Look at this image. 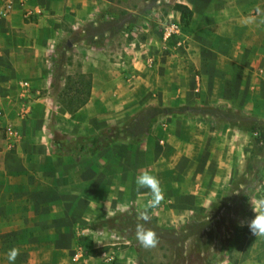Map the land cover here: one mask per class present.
Masks as SVG:
<instances>
[{
	"label": "crops",
	"instance_id": "obj_1",
	"mask_svg": "<svg viewBox=\"0 0 264 264\" xmlns=\"http://www.w3.org/2000/svg\"><path fill=\"white\" fill-rule=\"evenodd\" d=\"M176 3L192 19L166 47L154 22L180 20ZM28 6L31 17L21 8L0 16V264L14 247L15 264H140L137 243L106 220L148 212L163 231L186 230L219 218L226 195L247 191L233 182L249 174L243 120L264 122V0ZM77 73L90 75L91 96L69 112L56 82L64 77V91ZM143 109L153 114L137 142L104 137L135 124ZM143 173L159 180L164 198L155 208L150 190L135 184ZM239 212L247 227L255 213ZM221 238L208 264H264V236L238 228L226 246Z\"/></svg>",
	"mask_w": 264,
	"mask_h": 264
},
{
	"label": "rangeland",
	"instance_id": "obj_2",
	"mask_svg": "<svg viewBox=\"0 0 264 264\" xmlns=\"http://www.w3.org/2000/svg\"><path fill=\"white\" fill-rule=\"evenodd\" d=\"M164 19H174L171 15H166L165 17H161ZM157 26H159L158 22H154ZM63 59V60H68ZM74 69V67L70 68ZM60 76H66V68L64 66H60L57 70ZM56 82V90L54 95L57 97L58 94H61L63 89V84ZM61 98V97H60ZM160 113L165 112L164 108H159ZM153 114L150 111V115ZM236 113L232 112V117H235ZM255 119V117H254ZM253 118L248 117L243 122L246 124L247 128L253 123L257 124V130L249 131L250 133V156L248 162V176L238 177L233 182V189L240 187V181L243 182V189H247V191L237 193H231L230 195H226L224 200H220L216 203V208H218L219 212L221 211V215L219 218L210 217L204 219L198 223H191L186 226V230H168L163 231L162 228L156 226L154 217L145 212V214L149 217V219L145 222L141 218L142 213H138L133 211L132 213L121 214V216L117 217V220L113 223L109 220L107 225L111 227H115L118 229L123 236L130 235L131 239H133L132 243H137L139 247V262L140 264H202V262H206L207 264L210 262V259L213 257L216 258V254L210 251V247L216 243L218 238L221 236L222 245L226 246L233 232L239 228V223H241V213L240 210L243 211V214L246 212L255 213L253 211L252 205L256 210H259V203L262 201L259 196H264V168L262 170L258 169V160L261 158L262 154L258 151L257 147L254 146V139L260 137V133H262L263 122H254ZM151 117L149 116L147 124L144 126L143 131L147 130L150 126ZM235 121V120H234ZM261 123V125H260ZM123 132L126 135V140L129 138H137L138 133L134 129V124L131 122L124 123L122 125ZM142 130V129H140ZM142 133V131H141ZM132 137V138H131ZM128 138V139H127ZM262 188V190H261ZM257 189H259L257 191ZM246 199V200H245ZM221 204H225L227 207L225 209L219 208ZM252 204V205H251ZM214 210H217V209ZM220 214V213H219ZM138 223L144 224L146 229H150L156 233V237L158 243L156 247L145 249L139 245V243L135 239V229ZM82 228H78L81 233ZM77 233V238H79L82 234ZM159 234V235H157ZM162 234V235H161ZM125 239L121 238L120 241L123 242ZM77 246L80 245L78 241ZM82 245V243H81ZM119 246H125L124 244H120ZM157 250V251H155ZM98 251V250H96ZM96 251L89 250L90 252L95 253ZM155 251V252H154ZM204 252V254H203ZM203 254V255H200Z\"/></svg>",
	"mask_w": 264,
	"mask_h": 264
},
{
	"label": "trees",
	"instance_id": "obj_3",
	"mask_svg": "<svg viewBox=\"0 0 264 264\" xmlns=\"http://www.w3.org/2000/svg\"><path fill=\"white\" fill-rule=\"evenodd\" d=\"M174 8L180 11L181 13L180 22L184 24L185 26H189L191 23V19H192L191 9L181 3H176L174 5ZM91 84H92V81H91L90 75H87L84 73H77L75 75L67 76L66 83H65V89L62 94V103L69 112H75L76 110H78V108H80L82 105H84L89 100L91 96ZM149 116H150V112L148 109H143L138 114L137 122H135L133 126L135 131L138 133V135H137L136 140L131 139L132 142H137L138 139L143 137L149 131L150 126H147L148 129L143 131V128L147 124ZM257 127H258L257 124L253 123V125L249 126L247 130L254 132L255 130L258 129ZM262 130H263L262 133L259 132L260 137H257L254 139V144H255L254 146H256L258 151L262 154L261 158H259V160L257 161L258 166H259L258 169L260 170L264 168V122H263ZM107 133H111V135ZM104 135H105L104 137H107V138L110 136H113L112 138L113 140L114 139L126 140V135L124 134L121 128L106 129V131H104ZM92 143L95 147L97 146L96 138L92 140ZM239 230L246 232V233L249 231V229L245 226L239 227ZM213 259L215 258L213 257L212 259H210V261Z\"/></svg>",
	"mask_w": 264,
	"mask_h": 264
},
{
	"label": "clouds",
	"instance_id": "obj_4",
	"mask_svg": "<svg viewBox=\"0 0 264 264\" xmlns=\"http://www.w3.org/2000/svg\"><path fill=\"white\" fill-rule=\"evenodd\" d=\"M257 15H260L262 10L260 8L256 9ZM135 184L137 189L147 188L151 192L152 199L148 202L147 207L155 208L163 200V192L160 187L159 180L148 173H143L135 178ZM252 205V204H251ZM260 211L257 212L256 208L253 207L255 216L249 222H247V227L252 235L254 236H264V201H260L259 204ZM143 221H147L149 217L146 214H141ZM241 227L244 223L241 222ZM135 239L139 245L145 249H150L156 247L158 240L156 233L150 229H146L144 224L138 223L135 229ZM19 255V250L17 248H12L7 252L8 264H15L16 258Z\"/></svg>",
	"mask_w": 264,
	"mask_h": 264
},
{
	"label": "built area",
	"instance_id": "obj_5",
	"mask_svg": "<svg viewBox=\"0 0 264 264\" xmlns=\"http://www.w3.org/2000/svg\"><path fill=\"white\" fill-rule=\"evenodd\" d=\"M33 0H0V16H6L13 12L17 8H21L25 11L27 17H31L32 11L29 8V3ZM187 26L182 24L180 20L176 19H164L159 21V32L161 42L164 46L169 47L175 42L176 37L181 35ZM153 63L152 59H149V64ZM2 116V111L0 108V117ZM7 136L14 137L16 131L14 127L10 124L6 126ZM81 249H79L80 251Z\"/></svg>",
	"mask_w": 264,
	"mask_h": 264
}]
</instances>
